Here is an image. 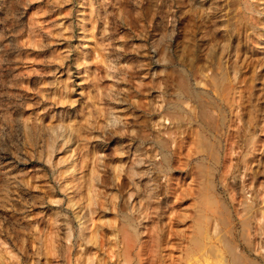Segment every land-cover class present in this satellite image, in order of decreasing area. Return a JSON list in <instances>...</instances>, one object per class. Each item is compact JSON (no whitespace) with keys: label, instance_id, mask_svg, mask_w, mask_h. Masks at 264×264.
I'll use <instances>...</instances> for the list:
<instances>
[{"label":"rangeland","instance_id":"rangeland-1","mask_svg":"<svg viewBox=\"0 0 264 264\" xmlns=\"http://www.w3.org/2000/svg\"><path fill=\"white\" fill-rule=\"evenodd\" d=\"M95 257L264 264V0H0V264Z\"/></svg>","mask_w":264,"mask_h":264},{"label":"bare ground","instance_id":"bare-ground-1","mask_svg":"<svg viewBox=\"0 0 264 264\" xmlns=\"http://www.w3.org/2000/svg\"><path fill=\"white\" fill-rule=\"evenodd\" d=\"M118 152H119V149L117 150ZM120 171H121V169H120V167L118 166V165H116L115 167H114V172H115V177L116 178H118V175H119V173H120ZM173 194H174V190H172L171 191ZM177 198V197H176ZM88 203V202H87ZM87 203H86V205H87ZM72 206H75V203H72L71 204ZM82 210H84V208L82 209V208H79L78 209V211L80 212V214L82 213ZM98 220H99V222L101 221V219H100V217L98 218ZM86 221V220H85ZM129 224H130V226H131V228L134 230V232H137V230H136V228H135V221L134 220H131V219H129ZM166 227V225H164L163 226V228H161L162 230H164V228ZM98 229H99V224H95L94 225V229H93V231L92 230H90V232H92L91 233V235H92V239L91 240H87V243H89L90 241H92L93 240V242L96 244V239H97V231H98ZM169 231H170V229H169ZM168 231V229H167V233L165 234L164 232L162 233H160L161 235V243L165 240V238L168 236V235H170L169 233L171 232H169ZM169 232V233H168ZM170 237V236H169ZM113 238L114 239H116V236L114 235L113 236ZM95 240V241H94ZM163 240V241H162ZM168 241H169V239H167ZM169 243V242H168ZM165 258V257H164ZM166 261V260H165ZM169 261V260H168ZM92 262H93V264H102V262H101V258H99V259H97L96 257L94 258V259H92ZM95 262V263H94ZM161 264H169V263H163L162 261H161Z\"/></svg>","mask_w":264,"mask_h":264}]
</instances>
